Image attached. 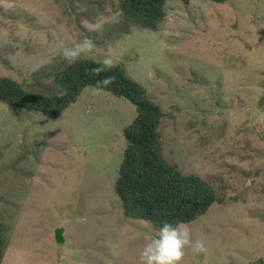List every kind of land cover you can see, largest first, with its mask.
Masks as SVG:
<instances>
[{"label": "rangeland", "instance_id": "obj_1", "mask_svg": "<svg viewBox=\"0 0 264 264\" xmlns=\"http://www.w3.org/2000/svg\"><path fill=\"white\" fill-rule=\"evenodd\" d=\"M166 8L157 32L124 33L103 0H0V77L52 86L63 47L92 40L98 61L111 45L164 113L165 157L223 199L186 224L204 250L183 264H264V0ZM134 113L92 87L56 119L0 103V264H141L156 230L126 218L113 190Z\"/></svg>", "mask_w": 264, "mask_h": 264}, {"label": "trees", "instance_id": "obj_2", "mask_svg": "<svg viewBox=\"0 0 264 264\" xmlns=\"http://www.w3.org/2000/svg\"><path fill=\"white\" fill-rule=\"evenodd\" d=\"M103 1L120 15L118 30L127 33L131 27L157 32L166 19L169 0ZM177 1L185 6L190 2ZM206 1L223 4L228 0ZM114 32L111 37H118ZM95 66L93 59H83L72 66L64 62L50 73L52 86L38 90L27 89L12 78L0 77V103L56 119L77 101L84 88L95 89L100 77L86 73V69ZM104 75L116 77L115 83L104 92L128 102L135 110L131 122L122 130L126 146L113 186L123 215L149 222L158 230L165 221L174 225L189 224L206 214L213 204H222L223 199L216 194L210 181L195 174H183L165 157L160 132L164 113L148 97L146 88L128 77L119 64L113 72L101 74ZM4 232L5 225L1 222L0 263L5 246ZM257 262L248 264H260L263 260Z\"/></svg>", "mask_w": 264, "mask_h": 264}, {"label": "clouds", "instance_id": "obj_3", "mask_svg": "<svg viewBox=\"0 0 264 264\" xmlns=\"http://www.w3.org/2000/svg\"><path fill=\"white\" fill-rule=\"evenodd\" d=\"M96 44L92 40L76 41L71 47H63L60 56L68 65L72 66L77 62L87 59L96 49ZM118 59L115 57V50L111 45H107L103 58L96 61V66L86 69V73L94 77H100L95 83L97 94L108 89L115 83L114 75H104L111 73L118 66ZM191 247L193 251L204 250L202 241H193L191 230L186 224H172L163 222L156 230L152 239L145 243L140 251L141 264H183L186 249Z\"/></svg>", "mask_w": 264, "mask_h": 264}, {"label": "water", "instance_id": "obj_4", "mask_svg": "<svg viewBox=\"0 0 264 264\" xmlns=\"http://www.w3.org/2000/svg\"><path fill=\"white\" fill-rule=\"evenodd\" d=\"M63 231H64L63 228H57L54 231V239H55L56 243H58V244H61L64 242V238L62 236Z\"/></svg>", "mask_w": 264, "mask_h": 264}]
</instances>
